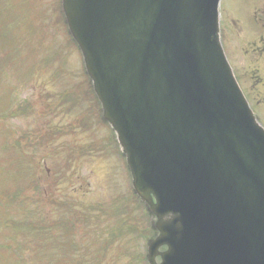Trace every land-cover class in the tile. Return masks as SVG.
Masks as SVG:
<instances>
[{"label": "water", "instance_id": "water-1", "mask_svg": "<svg viewBox=\"0 0 264 264\" xmlns=\"http://www.w3.org/2000/svg\"><path fill=\"white\" fill-rule=\"evenodd\" d=\"M161 264H264V132L218 40V0H63Z\"/></svg>", "mask_w": 264, "mask_h": 264}, {"label": "rangeland", "instance_id": "rangeland-1", "mask_svg": "<svg viewBox=\"0 0 264 264\" xmlns=\"http://www.w3.org/2000/svg\"><path fill=\"white\" fill-rule=\"evenodd\" d=\"M259 3L264 4V0H261ZM5 4L10 7V18H14L21 24V36L27 38V44H29L32 48L31 50L36 55L32 52L31 58L25 57L21 59L20 67L17 71L19 77L13 80L18 87L15 90L16 92H14V98L9 94V87H7L10 77L1 84L3 86L0 87V109L4 106L3 102L6 100L8 94L13 103L10 106V110L7 109L11 114H8L6 111L5 116L7 117L0 120V140L5 136L6 132L10 134V138L13 140V129L19 137L21 159L23 157L20 149L24 151V148H32L28 154H31V152L35 153L28 160L24 161L27 166H31L36 160L41 165V169L38 171L39 176L35 180V182L39 181L36 185H41V188H34L35 182L31 184L32 177H30V174H24L30 168L25 167L22 163V168L19 165L16 166L14 174L8 173L14 176L15 182L5 178L6 176L4 175L0 176V190H4L2 196H0V207L4 209L0 214V241L5 242H0V264H5L4 261H8L5 260L8 257L15 259L21 256L26 249L30 252L25 257V260L28 261L26 264H37L39 261L38 254L37 262L33 260V256L29 250L31 243L25 244L24 240L19 241V239L25 238L30 240L32 235L33 241L36 243L34 239L35 230L30 232L31 235L27 233V230L26 233L23 232L21 234L22 227L19 226L21 220L34 226V217L38 215L34 210H37L41 214L44 213L42 221L45 227L43 232L46 236L51 232L47 227V223L58 220L57 206L63 202L56 201L57 199L53 198L52 195L63 189L62 186H65L67 182L62 184L57 172H53L51 177H48L57 182L55 186H53L52 180L49 181L45 177L43 164L51 172L53 162L57 161L55 156L51 160L43 161V156L37 154V148L40 146V143L43 144L41 147L43 150L51 148L47 142L39 137V135L47 131L57 133L53 139L55 143L54 155L61 150L62 146L72 143L70 141H75L76 143L73 145V148L77 150L76 156L80 160L81 166L77 163L69 166L70 171L75 176L70 180L72 182L67 186L68 189L66 190V200H70V197L75 200L70 202L74 207L72 210H83L82 214L90 215L94 213V216H99L100 214L106 215L107 208L112 211L117 210L116 215L110 218L114 220L113 222L106 221L103 216H99L98 218L101 227V238L97 241L94 240V242L97 244L96 248L103 247V249L101 252L93 255L95 258H92L95 260V263L145 264L143 257L146 253V241L151 236L148 224L149 217L146 218L143 214L144 209H142V206L128 193L130 191L129 176L125 170L124 160L119 158L117 149L112 145L108 149L106 147L102 149L103 139L100 142L95 141L102 138L104 134H108V132L96 121L97 111L95 108H93V114L91 113L89 108L91 96L88 94L87 88L81 98V103L77 105L76 102L72 101V93H67L68 87L72 83H79L80 85L81 82H87L85 76V78L78 76L80 73L77 68L81 65V60L77 64L75 56L71 53L68 59L64 61L62 70H67L73 75L69 83H66L68 80L67 72L59 70L62 64L60 55L64 53L63 37L67 35V28L61 22L54 24L53 30L57 36L50 37L45 36L48 33L47 30H43L37 25L34 29H31L29 25L31 21L30 14L34 11H38V13H42L43 11L45 13H54L52 10H56L59 7V0H0V10L3 9ZM14 4L16 5L14 6ZM231 4L237 7L240 4V0H231ZM250 7L255 6L251 5ZM44 19L46 20V17ZM226 25L229 27L228 24ZM234 25L241 26V22L237 20ZM228 27L226 30L230 33ZM7 30L10 31V28H7ZM233 35L236 39L238 36L242 39V33L239 35L237 32H233ZM63 57L65 58V54H63ZM26 73L29 76L28 79L35 74L32 81H27ZM64 73H66L65 81L58 79L53 82V79H55L53 74H56L57 77H64ZM2 78L0 77V79ZM71 87L74 88V86ZM19 89L20 95L18 96ZM19 99L21 105L26 108V112L15 116L14 105L17 104ZM48 106H51V108L48 109ZM83 112L85 120L89 122L84 124L80 122L76 123L74 119L79 118ZM260 115L264 123V114L260 112ZM5 143H8V141L6 140ZM1 154L2 151H0V157ZM33 159H35L34 162H29ZM3 173H5L4 169L0 172V175ZM76 174H80L79 179ZM51 183L52 186L48 187L47 185ZM19 190L22 193L17 197L20 193ZM66 194L58 195L57 197L65 199ZM6 195L9 198H15V200L8 201ZM113 199L117 202L115 208L111 203ZM123 207L125 210L123 209V216H121L120 211ZM23 209L27 212H32V214L25 217ZM68 211L65 213H68ZM67 216L70 217L71 214L68 213ZM109 216L106 215L108 220ZM96 221L90 223L93 224ZM116 221L121 222L120 231L124 232L126 236L122 237L118 232H114V223ZM133 224L135 233L130 232ZM77 229L78 224L75 223L73 230L76 234L79 232ZM69 232V229L66 228V233L69 234ZM112 234L116 235L114 242L111 240ZM129 238L130 240L127 241ZM11 240L17 241L12 246L6 244ZM49 245L50 239H46L44 250H48ZM123 250L125 253H123Z\"/></svg>", "mask_w": 264, "mask_h": 264}, {"label": "flooded vegetation", "instance_id": "flooded-vegetation-1", "mask_svg": "<svg viewBox=\"0 0 264 264\" xmlns=\"http://www.w3.org/2000/svg\"><path fill=\"white\" fill-rule=\"evenodd\" d=\"M244 88L247 90V91H251V88H250V86H249V84L246 82L244 85ZM261 82H260V86L259 87H257V90L259 91V92H261Z\"/></svg>", "mask_w": 264, "mask_h": 264}]
</instances>
